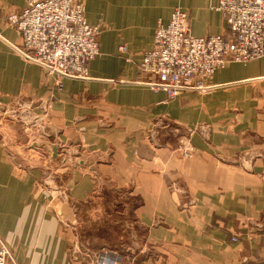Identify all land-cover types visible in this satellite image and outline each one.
<instances>
[{"label": "crops", "instance_id": "1", "mask_svg": "<svg viewBox=\"0 0 264 264\" xmlns=\"http://www.w3.org/2000/svg\"><path fill=\"white\" fill-rule=\"evenodd\" d=\"M83 2L87 22L102 27L100 55L88 78L71 79L48 75L17 51L21 36L7 18L26 0H0V105L8 109L0 122L27 156L15 165L0 135V238L16 262L89 264L79 231L93 247L115 244L116 229L103 235L97 226L96 207V195L114 187L138 202L153 251L140 250L143 259L131 263L264 264V57L218 71L208 93L167 101L147 85L143 53L177 8L188 13L191 35L227 33L219 0ZM24 109L47 119L48 133L85 166H51L45 180L47 157L23 149L29 129L6 119ZM108 254L127 264L125 255Z\"/></svg>", "mask_w": 264, "mask_h": 264}, {"label": "built area", "instance_id": "2", "mask_svg": "<svg viewBox=\"0 0 264 264\" xmlns=\"http://www.w3.org/2000/svg\"><path fill=\"white\" fill-rule=\"evenodd\" d=\"M216 10L228 26L222 35H191L189 15L181 8L174 10L167 25L158 24L152 49L142 55L140 71L150 77L151 90L164 92L167 101L187 91L208 93L218 71L264 57V0H219ZM7 22L21 36L17 51L48 75L86 79L89 64L100 55L102 27L87 22L83 0H26V6ZM120 51L124 53L125 47ZM192 151L188 147L185 153ZM0 264H18L1 238ZM95 264L120 261L107 252L97 256Z\"/></svg>", "mask_w": 264, "mask_h": 264}, {"label": "water", "instance_id": "3", "mask_svg": "<svg viewBox=\"0 0 264 264\" xmlns=\"http://www.w3.org/2000/svg\"><path fill=\"white\" fill-rule=\"evenodd\" d=\"M0 110L4 111L5 107L0 105ZM6 119L11 120L12 122H18L20 125H23L25 128L29 129L26 135V142L23 145V149L32 150L36 152L40 156L47 157L49 165L45 166L43 169V178L45 180L49 177L53 166L55 169L59 170L61 168L67 169H75L84 167V161L76 159L73 151H70L68 148L70 144L67 146H63L62 142L58 139L57 135H51L48 131L53 130L52 124L40 115H34L31 110H21L17 113V118L13 119L11 117H7ZM39 122V125L36 126V122ZM4 122H0V135L2 137L3 147L8 151L9 155L13 157L15 165L19 166L22 164V161H27V156L23 154V151L19 152L17 150L18 147L12 146L9 143V140L6 134L3 132L2 128L4 126ZM163 132V130L159 131V135ZM54 136L55 141L53 143L50 142V138ZM46 145V146H44ZM46 147V149H45ZM49 149L47 150V148ZM60 151H62L60 153ZM19 157L22 161L19 160ZM43 163L44 160L41 159ZM31 168H34L32 164H30ZM91 172L94 174V168H91ZM44 181V180H43ZM98 199L97 202V212L98 216L104 219L105 226H112L113 228H118L120 231V235L122 237L124 246L120 251L121 255H125V262L127 264L131 263V258H134L136 262L143 259V255L140 254V250L147 248L146 253H153L151 246H146L144 232L145 229L142 225L139 224V219L135 214V209L138 207V202H136L130 195L129 190H124V192L118 188H108L99 192L96 195ZM122 207L125 210L124 215L117 213V208ZM108 213L111 216H108ZM136 225L142 232L137 236L133 235V228L131 226ZM78 243H82L81 235L77 239ZM83 250L90 261L89 264H95L96 257L93 254L83 247ZM145 255V254H144ZM100 258L103 257V254L98 255Z\"/></svg>", "mask_w": 264, "mask_h": 264}, {"label": "rangeland", "instance_id": "4", "mask_svg": "<svg viewBox=\"0 0 264 264\" xmlns=\"http://www.w3.org/2000/svg\"><path fill=\"white\" fill-rule=\"evenodd\" d=\"M8 110V109H6ZM4 110V111H1L0 110V114L3 115L5 114L7 111ZM121 208V209H119ZM117 213H120L122 215H124L125 213V210L124 208L122 207H118L117 208ZM108 216L110 217L111 214L108 213ZM102 223H104V219H102ZM101 222L97 221V226L101 225L102 227L105 228V230H103V235H106L107 233H110L112 231V226H105L104 224H102ZM131 228H133L134 230L132 231L133 232V235L137 236L139 234H142L143 235V232L136 226H131ZM116 229V237H115V244H112V245H107V246H96V247H93L91 246L88 241H86L83 236L81 235V232L79 231L80 235H81V238H82V246L85 247L86 249H88L93 255L96 254V256L99 255V253L101 252H110V253H115L117 255H121L122 252L120 251L124 246H121L123 244L122 242V237L121 235L119 234L120 231L118 228H115Z\"/></svg>", "mask_w": 264, "mask_h": 264}]
</instances>
